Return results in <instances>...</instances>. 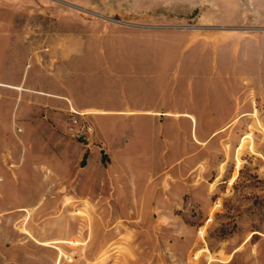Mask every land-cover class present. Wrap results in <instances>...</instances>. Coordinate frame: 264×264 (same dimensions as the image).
Returning a JSON list of instances; mask_svg holds the SVG:
<instances>
[{
    "label": "rangeland",
    "instance_id": "rangeland-1",
    "mask_svg": "<svg viewBox=\"0 0 264 264\" xmlns=\"http://www.w3.org/2000/svg\"><path fill=\"white\" fill-rule=\"evenodd\" d=\"M0 76V264H264V0H0Z\"/></svg>",
    "mask_w": 264,
    "mask_h": 264
},
{
    "label": "built area",
    "instance_id": "built-area-1",
    "mask_svg": "<svg viewBox=\"0 0 264 264\" xmlns=\"http://www.w3.org/2000/svg\"><path fill=\"white\" fill-rule=\"evenodd\" d=\"M77 122V120H75ZM68 131L73 136L82 139L86 138L88 135L92 134L94 132V129L91 125L82 123L81 126L77 127L76 123H72L70 126H68Z\"/></svg>",
    "mask_w": 264,
    "mask_h": 264
},
{
    "label": "crops",
    "instance_id": "crops-1",
    "mask_svg": "<svg viewBox=\"0 0 264 264\" xmlns=\"http://www.w3.org/2000/svg\"><path fill=\"white\" fill-rule=\"evenodd\" d=\"M0 79H3V78H2V76H0ZM4 83H5V82H3V81H0V88H3V87H5V86H4ZM1 84H3V85H1Z\"/></svg>",
    "mask_w": 264,
    "mask_h": 264
},
{
    "label": "bare ground",
    "instance_id": "bare-ground-1",
    "mask_svg": "<svg viewBox=\"0 0 264 264\" xmlns=\"http://www.w3.org/2000/svg\"><path fill=\"white\" fill-rule=\"evenodd\" d=\"M32 209H34V208H32Z\"/></svg>",
    "mask_w": 264,
    "mask_h": 264
}]
</instances>
